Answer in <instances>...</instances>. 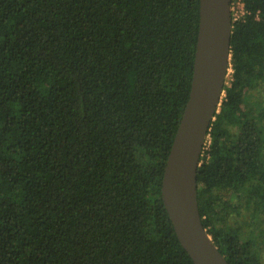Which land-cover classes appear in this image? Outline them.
Listing matches in <instances>:
<instances>
[{
    "label": "trees",
    "instance_id": "1",
    "mask_svg": "<svg viewBox=\"0 0 264 264\" xmlns=\"http://www.w3.org/2000/svg\"><path fill=\"white\" fill-rule=\"evenodd\" d=\"M240 1L197 199L229 264H264V0ZM198 28L199 0H0V264H194L161 184Z\"/></svg>",
    "mask_w": 264,
    "mask_h": 264
},
{
    "label": "water",
    "instance_id": "2",
    "mask_svg": "<svg viewBox=\"0 0 264 264\" xmlns=\"http://www.w3.org/2000/svg\"><path fill=\"white\" fill-rule=\"evenodd\" d=\"M231 0H199L189 98L162 176L161 195L175 234L194 264H229L204 228L197 171L231 67Z\"/></svg>",
    "mask_w": 264,
    "mask_h": 264
},
{
    "label": "rangeland",
    "instance_id": "3",
    "mask_svg": "<svg viewBox=\"0 0 264 264\" xmlns=\"http://www.w3.org/2000/svg\"><path fill=\"white\" fill-rule=\"evenodd\" d=\"M240 1L238 0H234L233 1V4H232V9L233 11L231 10V13L234 14L235 17H240L242 15V12H241V5L239 3ZM231 72V71H230ZM229 77V76H228ZM229 78H227L228 80ZM237 224V223H236ZM235 224V225H236Z\"/></svg>",
    "mask_w": 264,
    "mask_h": 264
},
{
    "label": "built area",
    "instance_id": "4",
    "mask_svg": "<svg viewBox=\"0 0 264 264\" xmlns=\"http://www.w3.org/2000/svg\"><path fill=\"white\" fill-rule=\"evenodd\" d=\"M233 1H234V0H233ZM238 1H240V0H238ZM239 3H240V5H241V12H242V15H243V13H244L243 5H242L241 1H240ZM232 4H233V2H232ZM232 4H231V10L233 11V9H232ZM232 17H233V19H237V18H238V17H235L233 13H231V18H232Z\"/></svg>",
    "mask_w": 264,
    "mask_h": 264
}]
</instances>
